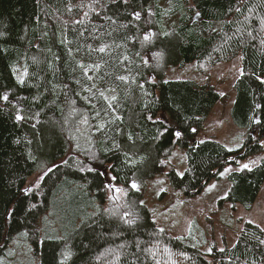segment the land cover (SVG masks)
<instances>
[{"label":"trees","instance_id":"1","mask_svg":"<svg viewBox=\"0 0 264 264\" xmlns=\"http://www.w3.org/2000/svg\"><path fill=\"white\" fill-rule=\"evenodd\" d=\"M163 1L169 4V9L162 7ZM79 2L0 0V95H9V102L0 100V261L6 258L19 233L27 231L26 241L40 258V264H58L65 241L48 239L40 244L37 237L42 235V218L48 214L52 200L55 201L56 190L71 182L81 184L87 197L68 205L70 228L83 219L79 221H82L80 226L67 236L66 244L72 256L66 264H156V260L162 264L169 261L164 257L165 248L177 260L176 264H253L254 261L255 264H264V245L259 243L264 239V231L253 223L243 225L232 248L221 252L214 246L208 254L174 238L166 230L158 232L159 227L149 209L140 203L141 194L136 190H130L123 207L132 214L129 219H135V224H125L118 212L115 215L106 212L109 194L103 187L106 182H111L117 187L130 189L133 179L144 182L154 178L162 168L160 161L179 147L187 155V170L180 177L174 168H170L168 177L176 190L193 197L210 182L219 179V172L225 167L238 165L235 161L246 160L264 150L257 139H253L264 137V83L256 79L257 76L264 78V45L259 38L264 37V32H260L255 40L244 35L241 41L239 35L233 36V33L237 27H242L239 21L243 20V15L234 11L229 13V9L238 4L242 9L255 5L257 11L252 15V24L259 31L258 17L264 15L262 0H171V4L169 0H132V7L136 10L151 5L155 13L150 28L157 35L151 43L143 46L145 20L142 16L139 22H135L139 28L132 26L128 15L131 7L117 9L111 5L107 10L109 15H118V24H129L126 29L115 26L117 30L111 36L106 34L111 31L107 22L93 14L92 23L104 25L100 39H93L91 24L71 23L81 13L76 9L69 13L67 5ZM165 10L168 15L163 14ZM195 11L201 13L200 18H194ZM247 14L245 11L244 15ZM229 20L236 23H229ZM165 30L173 34L162 35ZM79 31H84V36H80ZM65 35L70 42L67 45L61 42ZM132 36L137 39L125 40V37ZM101 43L124 46L114 48L110 55L86 54L83 47L79 54L75 52L78 46L91 44L95 47ZM69 48L73 49L72 56L68 54ZM154 53H162L160 65L148 63L145 66L143 60ZM125 55L130 62L120 64L119 60ZM241 56L244 57L243 75L233 88L235 102L231 118L238 128L246 130L248 138L241 148L229 152L215 138L204 140V143L197 140L223 97L210 84L201 85L192 80L167 81L164 76L168 67L192 63L217 65ZM77 60L86 65L101 63L98 73L89 74L96 78L98 87L116 88L118 112L123 122L110 125L107 135L95 131V124L99 122L93 119L95 109L83 98L88 93L75 83L77 79L85 86L90 83L76 67ZM25 72L26 76L23 75ZM117 75H128L134 82L121 83L115 80ZM18 76H23V84L18 83ZM65 84L69 87L65 88ZM139 84L144 88H139ZM72 101H75L74 105ZM92 103L98 108L104 106L99 98ZM18 109L25 117L22 121L15 119ZM73 109L89 114V124L84 126L82 135L75 132L78 114L73 113ZM149 115L154 119L163 118L167 124L153 123L147 119ZM253 117L260 119L261 123H254ZM165 126L168 132L156 138L158 130L163 131ZM117 127L119 134L112 131ZM192 128L197 131L193 133ZM176 130L183 132L180 140H175L172 135ZM129 133L132 141L128 139ZM70 134L78 136L79 151L69 147L71 144L74 148L76 143L70 141ZM108 137L119 143V150L113 148L112 139ZM88 149L104 161L103 165L96 163V167L107 175L101 177L80 172L69 161V166H61L52 174L41 191L28 197L22 195L21 189L46 165L60 164L69 155L90 164ZM125 152L132 155L135 163L127 160ZM113 176L116 177L114 181L111 180ZM230 180L232 191L220 203L241 204L251 211L264 186V159L251 171L233 173ZM91 200H96L99 211L83 216V210L95 206ZM32 203H36L37 208L29 212ZM13 209L14 215L6 223L5 216ZM148 248L155 251V259L143 251Z\"/></svg>","mask_w":264,"mask_h":264},{"label":"rangeland","instance_id":"2","mask_svg":"<svg viewBox=\"0 0 264 264\" xmlns=\"http://www.w3.org/2000/svg\"><path fill=\"white\" fill-rule=\"evenodd\" d=\"M164 9H169V4L166 1L161 3ZM165 10V11H166ZM153 21V17H151ZM151 27V24L146 25ZM148 63H153L159 66L161 59L154 55L146 57ZM242 60L240 57L230 61L222 62L217 65H196V63L183 65L182 67H168L165 72V80H192L201 85L210 84L223 97L206 122L204 129L197 137L198 141L215 138L224 146L232 147L235 150L241 148L248 138L246 130L238 128L231 118V110L235 102V94L233 91L236 81L240 78L242 70ZM82 132L84 126L80 125ZM257 141H264V137H256ZM264 149V147H263ZM174 154V155H173ZM264 159V150L246 160L239 161L240 163H248L250 161H257L252 165V169L257 167ZM170 163L162 165L161 170L156 176L144 182H137L140 186L138 191L141 194L140 202L143 201L159 228H164L174 238L183 237L182 241L188 245H196L195 247L202 252L207 253V248L216 246L217 248H232L237 241L239 232L243 225L252 221L253 224L259 225L264 229V186L259 194V197L251 211L245 209L241 204L233 205L226 201L223 204L220 202L226 200L232 191V182L230 177L235 172L233 171L219 179L210 182L201 193L193 197H187L182 192L176 190L168 177L170 168H174L176 172H183L187 170V155L184 150L177 147L171 155L167 157ZM93 161H89L91 164ZM228 167V166H227ZM233 169L239 168L238 165H230ZM35 176L31 179V181ZM163 181V184L157 183ZM65 182V181H64ZM63 182V183H64ZM216 184V188L211 192L206 191L208 186ZM163 188L164 192L157 193ZM130 190L125 189L127 195L117 194L121 198L113 204L109 200L106 205L107 209H112L115 213L124 212L125 199L130 193ZM137 191V190H136ZM55 201L52 200L51 207L46 215L48 223L42 224L40 229L42 234L47 231L51 237H67L74 228H78L81 224L78 220L75 227L70 228L68 221L69 208L68 205L73 202L78 203L86 199L87 193L84 187L78 183H71L69 185H60L56 190ZM110 195V193H108ZM81 200V201H80ZM93 201L94 207H88L81 213L83 216H91L99 211V206L96 200ZM57 205V208L56 206ZM97 206V208H96ZM45 217V216H44ZM191 228V233H189ZM75 230V229H74ZM9 252L12 254L10 255ZM167 253L164 252L165 259L168 258ZM1 260L3 264H40V258L36 256L26 238L16 237L13 244L10 245L6 258ZM171 260L177 261L172 258ZM170 264V260L166 263Z\"/></svg>","mask_w":264,"mask_h":264},{"label":"snow or ice","instance_id":"3","mask_svg":"<svg viewBox=\"0 0 264 264\" xmlns=\"http://www.w3.org/2000/svg\"><path fill=\"white\" fill-rule=\"evenodd\" d=\"M169 3L171 4V0H169ZM111 5H115L117 7V9H119L121 6L131 7L132 11L129 12L128 15L131 17L132 26L137 27V28H139V25L135 22H139L142 19V16L145 20V24L149 25L152 23L151 17H153L155 15L151 5L147 9H144L142 7L141 10H136L134 7H132V0H108L107 4L105 3V0H88V2H85V0H80V2L75 4V5H72L71 3L69 5H67V11L69 13H72L74 11V9L79 10L81 15L79 16V18L73 19L71 21V23L73 25L84 26V25H86V22H88L89 24H91V27L93 29V32L91 33L92 38L93 39H100V34H102V30H103L104 25L97 26L96 24L92 23L91 17L93 14L96 17L100 18L102 21L107 22L108 27L111 28V31H108L106 33L109 36L112 35V32L117 30V28L115 27L117 25L119 28H125L126 29L129 27V24H127V23L118 24V15L107 14V10H110ZM261 7H264V0H262V2H261ZM233 11L237 14L243 15V20L239 21V24L242 27H237L235 29V32L233 33V36L239 35V38L241 41L243 40L244 35H246L250 39L255 40L258 38L260 32H264V15H260L258 17L259 31H257V29L252 24V15L255 14V12L257 11V7L255 5L246 6L244 9H242L238 4L237 6H235L234 9H232V8L229 9V13H232ZM245 11L248 13L247 15H244ZM163 14L168 15L169 12L165 11ZM200 17H201V13L199 11H195L194 12V18L198 19ZM228 22L229 23H236V21H234V20H229ZM247 29H251V30H247ZM213 30H215V29H213ZM172 34L173 33H170L166 30L162 33V35H164L166 37L170 36ZM79 35L84 36V31H79ZM156 35H157V33L152 31L150 27H146L144 30V33H143L142 40H141V45L143 46L145 43H151ZM231 38L232 37H229V39H231ZM259 38H260V43L262 45H264V37H259ZM129 39L135 40V39H137V37H135V36L125 37L126 41ZM61 42L64 43L65 45L70 43L68 41L66 35L63 37ZM123 46L124 45H120V44L110 45L107 43H101L99 46L94 47L91 44H86V45L78 46L75 49V52H76V54H79L81 51V47H83L86 50V54H91L92 52H96L99 54L110 55L111 51L114 48H120ZM68 54L70 56H72L73 55V49L69 48ZM137 55H139V53H137ZM153 55L155 57H161L162 53H154ZM73 58L75 59V57H73ZM240 59L243 60L244 57L241 56ZM125 61H129V57L127 55L123 56V58L119 60V63L124 64ZM143 64L145 66H147L148 59H144ZM76 67L81 69L82 77L84 78V80H87L90 82L87 86H85L82 80L77 79L75 81L76 84L80 85L81 90L83 92L88 93L87 96L83 97L84 100L93 109H95L93 119H97L99 121L95 124V131L100 132L101 134L107 135V132L109 130L110 125L116 124V122H121V123L123 122V117L118 112L119 97L116 95V88L112 87V86H108L107 88L98 87L96 82H95L96 78H94L92 75L89 74L90 72H97L98 73L102 67L101 63L92 62V63H89L86 65L82 61L77 60L76 61ZM125 70L128 71V69H125ZM240 74L243 75V70H241ZM23 75L26 76L27 72H25ZM100 79L103 80L102 77H100ZM256 79L259 80L261 83H264V78L257 76ZM17 80H18V83H20V84L24 83L23 76H18ZM115 80L120 81L121 83H124V84H131L134 82V80L129 79L128 75H117V76H115ZM64 87L67 88L69 86L67 84H65ZM138 87L143 89L144 85L139 84ZM76 94L79 95L80 93H76ZM145 94H147V93H145ZM221 95H223V94H221ZM98 98L102 99L104 102V106L102 108H98L96 104L92 103V101L94 99H98ZM0 100H2L5 103L9 102V95L7 93L0 95ZM72 103L74 105L75 101H72ZM257 107H259V105H257ZM19 112H20V110L18 109V114L15 116V119L17 121H22L25 119V117L23 115L19 114ZM73 113L78 114V123L75 126V132L82 135L83 132L81 130L80 125H83L86 127L89 124V114L80 113L78 109H73ZM70 115H72V113H70ZM147 119L149 121H152L153 123H161V124H165V125L167 124V122L164 121L163 118L154 119L151 115H149V116H147ZM65 122L67 123V120ZM253 122L256 124L261 123L260 119L255 118V117H253ZM33 126H35V125H33ZM112 131L119 134V128L118 127L115 129H112ZM191 131L193 133H195L197 131V129L192 128ZM167 132H168V127L165 126L163 131L158 130V136L156 138H158L159 136H163ZM172 135L174 136L175 140H180L183 136V132L176 130L172 133ZM108 138L112 139L111 137H108ZM69 139H70V141L76 142L74 148L72 147L71 144L69 145V147L73 151H79L81 146L79 144L78 136L70 134ZM128 139L130 141L133 140V137L130 133L128 134ZM253 139H256V138L253 137ZM17 142H19V141H17ZM88 142L91 144L92 143L91 139H89ZM258 142L261 144L262 147H264V141H258ZM200 143H204V141L201 140ZM112 145H113V148H115L117 150L120 149V145H119V143H117L115 141V139H112ZM226 150L229 152H232L235 149L232 147L226 146ZM87 152H88L90 159L94 163L86 164L84 161L79 160L76 156L69 155L66 159H63L60 164L46 165L36 173L35 178L32 181H30L27 185H25L21 189L22 195L25 197H28V196L33 195L36 192L41 191L42 187L46 184V181L52 178V174H54L55 171L58 168H60L61 166H69V161H72L73 165L76 166L80 172L95 173L101 177L107 175V173L105 171H102L100 168L96 167V163L103 165L104 161L101 160L95 152H92L91 149H88ZM124 155L127 158V160L131 161L132 163H135V161L133 160V157L130 153L125 152ZM160 163L161 164L170 163V160H167V159L161 160ZM226 163H230V162H226ZM235 163L239 164V168L233 169L230 166L225 167L223 169V171L219 172V175L223 177L226 174H229L233 171H242V170L251 171L252 165H255L257 163V161H250L248 163H240L239 161H235ZM109 167H111V165H109ZM177 175L180 177H183L184 173L183 172H177ZM115 179H116V177H114V176L111 177V180L114 181ZM157 183L163 184L164 182L163 181H157ZM103 187L108 193H110V195L108 196V199L110 201H112L113 204H115L121 198L119 195H117L118 193L122 194L124 196L127 195V192L125 191L124 188L117 187L111 182H106L103 185ZM129 187L131 189H135L137 191L140 190L139 184L134 179L131 181ZM216 187H217L216 184H212V185L208 186L206 191L211 192ZM164 191H165V189L161 188L157 194L159 195L160 192H164ZM140 203L143 204V201H141ZM36 208H37V204L32 203L29 205L28 211L31 212L33 209H36ZM105 211L111 212L113 215L116 214L112 209H105ZM13 215H14V209L12 211H9L6 214L5 222L8 223L11 220V218L13 217ZM131 215L132 214L129 211H124V212L120 213V218L123 220V222L125 224L131 226V225L135 224V219H129V217ZM44 223L45 224L48 223V217L47 216L44 217ZM248 223L251 224L253 222L248 221ZM257 227H259V225H257ZM261 230L264 231V229H261ZM164 231H165L164 228L158 229V232H160V233H163ZM189 233H191V228H189ZM28 236H29V233L27 231H24V232L19 233L18 238H20V237L28 238ZM48 239H56V240L65 241V247L61 250V252L59 254L60 259L58 261V264H66V262L72 256V252L70 251V249L67 247V244H66L67 237H60V236L51 237L48 235L47 231H44L41 236L37 237V242L40 244H43ZM177 239L182 240L183 237H177ZM259 243L261 245H264V239H261L259 241ZM195 246L196 245H193V247H195ZM213 247L214 246H210L207 248L206 251L208 254H211ZM219 250L221 252L225 251L224 248H220ZM143 251L151 254L153 259H155L156 253H155V251H153L152 248L144 249ZM164 252L169 253L170 264H176V261L171 260L170 250L168 248H165ZM9 254L11 255L12 253L9 252ZM180 255H184L185 259L188 258L184 253H181ZM0 264H3V262L0 261ZM156 264H160V261L156 260ZM253 264H255V261L253 262Z\"/></svg>","mask_w":264,"mask_h":264}]
</instances>
